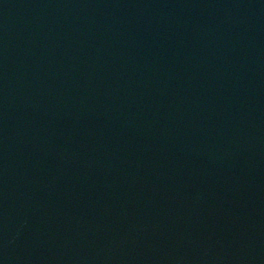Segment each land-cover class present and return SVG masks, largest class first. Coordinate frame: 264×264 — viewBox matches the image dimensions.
Wrapping results in <instances>:
<instances>
[{
	"label": "water",
	"instance_id": "1",
	"mask_svg": "<svg viewBox=\"0 0 264 264\" xmlns=\"http://www.w3.org/2000/svg\"><path fill=\"white\" fill-rule=\"evenodd\" d=\"M0 264H264V0H0Z\"/></svg>",
	"mask_w": 264,
	"mask_h": 264
}]
</instances>
